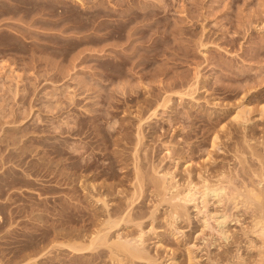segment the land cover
I'll list each match as a JSON object with an SVG mask.
<instances>
[{
    "label": "rangeland",
    "instance_id": "374dc122",
    "mask_svg": "<svg viewBox=\"0 0 264 264\" xmlns=\"http://www.w3.org/2000/svg\"><path fill=\"white\" fill-rule=\"evenodd\" d=\"M129 1H133L134 3L133 2L131 3L135 4L134 6H136V8L138 7L137 8L138 10L141 9L143 6H144L143 8H145L146 6L149 7L148 4H151V3L152 4L155 3L156 4V5L154 4L155 7L158 5V8H153L155 9V11H154V14H151V16L143 15L144 13L141 10L142 15L138 16L136 20H134L133 24L131 23L132 25L130 24L128 26L129 28H133V26L136 27L138 24L137 27H142L148 23L156 25L154 28L149 29V31L145 30L147 32L142 31L144 32L143 36L140 35L141 36L140 38L142 39L145 38L141 40L142 44L144 43L143 44L144 46H146L145 44L149 46V48L146 47L145 50L148 51L147 49H150L149 51L154 52V55L156 56L155 58L154 56H152L153 58L150 57L149 55L152 52L148 51L150 54L148 53L147 56L149 57L151 62H150V65L147 67V69L142 73L138 72L139 69L138 70L136 69L135 71H133L134 72L133 73L130 70L131 69L130 65H128V68H127L125 67L126 65L122 66L120 64L121 63L120 57L124 55V52L125 54L126 52L129 53V49H127L126 48L127 46L125 45L126 44L125 37H123L124 36L123 34H122V37H119L118 35L116 36L118 40H116L117 38L115 36H113L114 40L110 38L108 40L109 42L104 41L105 39H102V38H108L107 35H110L111 33H115L117 29V25L121 21H125L126 18L124 17L119 18V16L117 17L116 16H111V17L106 16L105 14L103 15V13L102 14H100L99 12L96 13L97 12L96 10H100L101 9L100 6L102 5L105 7H108L107 10L105 11H109L110 8H111L110 11H112L113 8L116 10H119V9L127 10L128 8L127 6H124V7L117 6L120 0H82V1L81 0H0V109H1L0 117L3 116L2 114L4 112L9 114L17 110L18 111L17 113L20 115H19V118H15V119H17V121H20V120L24 121V118H27L25 116L28 113L27 116L30 119L27 118L28 120L25 119V121H27L28 123L30 122V124H27L26 125L27 127L24 126L23 128L21 126L23 124V121H22V124L19 122H17L18 124H16L14 123L16 122V120L13 118L14 122H12V116L9 115L8 117L6 113H5L6 115L4 114L6 119L5 120L3 118L1 119H3V122H5L6 125H8L6 126V131L8 129L7 134L9 130H12V129L13 131L14 130L18 131V132L16 131L17 135L22 134V136L18 135L16 137L15 136L16 134L14 135L15 132H13L15 140L22 139L21 142H19L17 145L22 144L23 146L25 145L24 147L25 149H27L28 147L29 150L35 151L33 153L31 152V154L30 152L29 153L27 152L28 153L27 156H24L19 159H15L16 157H12V158L10 157L12 159V162L10 158H7L6 159L7 166L5 165L6 169H3L2 167V162L4 161L1 160V157H2L1 156L0 157V161H1L0 167L2 168H0V175H2L6 171L7 172L16 171L20 173L21 177H26L27 174H30V173L32 174L33 172V176H35L36 178H33L32 176V180L34 181L36 180L37 182V183L35 182V185L33 186L34 188L31 187V185H25L22 183L21 184L20 183H10L9 185L6 184V190H8L6 191V194H8V192L14 193V196L12 198L15 201L13 200L8 201V198H9L8 195H6L7 197L5 196L6 200H5V197L3 198V196H0V211H1L0 212V219H1L0 220L1 221L0 222V259H1L0 264L2 263L3 264H17V263L26 264L30 260V258H31L30 263L37 261L39 264H73V262L76 263V261L72 260L71 258L73 255H75V253L72 252L73 255H71L72 254L71 251L65 250L67 248L65 247L61 248V247L55 246L58 243L57 241H64V239L67 241V239L64 237L57 236L59 238L58 239L54 236L59 235L61 233L55 234L52 232L54 226H56V228L59 227V229L57 228L58 230H61L62 228L66 230L68 229L69 230H76V229L80 230L84 228L86 230H90L87 228H89V225H91V222L94 221L91 219V217L94 218V215H95L92 212L94 211L97 212L96 210H98L97 208L95 209L94 206H93L94 208L91 209L92 205L86 204L87 201L82 199L83 195H82V189L80 188V184H75L76 186H73L72 184L68 185V182L65 183L64 182L65 179L63 181L62 179L63 176L60 175L63 173L67 174V173L72 172L69 166L71 163L69 153H72L70 152L72 150L76 152V148H77L76 146L80 148V144L83 142L82 141L83 137L82 138L80 136L76 137L77 139L76 140L74 139L73 136H70L69 133L67 132V130L71 128V125H68V124L72 120H74V116L76 118L80 116L78 118L80 121L78 120V122L81 125V129L82 130L85 129V132L88 131L92 133V129L95 126V124L101 125L100 128L103 132V133H100L101 132L100 131L99 132L100 134L98 133L99 138L97 136L94 137L95 139L92 138L93 146L91 145L92 148L89 149V152L85 153L84 150H82L83 151L82 152L78 149V152L76 154V156L78 157L76 158V161L85 162L86 161L85 159H88V158L91 159L92 161L95 160L96 164L94 165L95 167L93 166V169H92V171L93 170L94 171L89 173L90 175L91 174L93 175L99 172L101 173V170L108 169L110 165L114 164L112 171H109L110 173L112 172L115 173L114 178H109L111 180H107L108 179L106 178L107 176L103 175L102 177H99V179H97V181L95 182H98L99 184V182L101 181L99 184L101 185L104 179V181H106L107 184H121L118 182L122 180L124 183L123 185L124 187L125 185L130 184L127 181V178H130L131 175L134 173L133 172L134 170L132 171V169H130L132 168L131 156L133 153L132 151L134 147L133 144L137 140L136 139L137 132L133 133L132 131L137 130L136 128L137 126L135 125L136 124L138 125L137 123L138 120L135 119V117H134V120H130V118H133V116H135L137 113V110L133 109V107L136 106V104L134 103H136L137 101V99L135 101L134 98H139L141 102L142 100L141 98L145 97L143 95H146L145 93L147 91L143 87L145 86V84L143 85V83L148 84L150 81H154V79L157 80L156 78H154L153 80H152L153 77L151 78L155 70L159 71V73L161 71L160 73L161 75H159L160 77L158 76L159 81L157 80L156 82L155 81L152 82L153 85L150 84L151 82L148 84V86L150 85L151 87L149 88L153 90V93H151L152 91L148 90V87L146 86L147 90L150 91L149 92L150 94H153L152 97H155L157 94L161 95L160 93H162V91H160V89L162 87L171 85L170 87L171 89L169 92L173 91L171 93H173L174 95H172L171 97L173 99L175 106L171 104V106L173 107L169 111L164 110L163 108L159 107L158 108L159 111L157 109L156 114L153 115L152 117V114H153L152 112L154 111V110L152 111V109L154 107L152 108L150 106L151 104H148V103L145 104L147 106L144 105L145 107H143L142 106L143 103L141 104L139 101H137L138 106L140 107L142 106L141 107L142 109L140 108V110H138V113L141 112V114L140 115L137 114V117L139 116L145 117L146 119H148L149 117H152V118H149L150 120L148 119L147 121L145 122L143 121L142 123L143 129H145L143 132L145 136L144 142H143L144 146H141V145L138 146L139 149L140 148L142 149V150L140 149V151H143L144 153L146 151L145 156L150 161L145 160L147 161L145 162L147 165L145 163L144 164L146 165L148 170H151V171H152V167L156 165V167H160L161 170L165 167L163 170L171 169L172 171H175V173L177 174L181 173L184 167L183 168L181 166L176 167L174 161L172 160L174 156L171 154V152L172 153L175 152V154L181 153L180 150L187 152V153L185 152L184 155L188 156V159L190 158L189 163L192 162L193 164L192 163L191 164L195 165L193 166L194 168L195 167L197 168L198 166L196 165H200L199 163L206 162V160L208 159L209 151H212V150L210 149L211 146L208 145L209 140L206 139L208 138L206 137L207 135H204V133L207 132L206 130L208 129L205 120L209 118L207 116L208 114L204 111V109H207L209 106H211L209 108L215 111L217 109H221L222 105L224 106V104L225 106L226 104L228 105V102L230 103V105H233L231 104V101L234 100V103H236L237 100L240 99V97H238L239 98L238 99L237 96H239L238 94L242 93L241 89H243L244 86L248 84L252 85L251 88L253 86L254 87L256 86L257 90H260V91L262 90L263 93H261V95L263 94L262 96L264 100V81H263L264 80V49H263L264 48L263 46L264 45V32L261 33V30L264 31V28L262 29V27H264V0H129ZM158 1L160 2L158 3ZM96 6H99L100 9H98ZM105 7L103 9H106ZM151 7H153V5L150 6L149 8ZM163 27L166 29H163ZM174 27L176 28L179 27L180 29H176ZM182 27H184L185 29H183ZM204 27L207 28L205 31L203 30ZM126 32H127V29L126 31L123 30L124 34ZM144 35H146V37ZM161 35L163 39L161 38ZM101 39L103 40V42ZM156 40L157 41L160 40V42H157ZM114 41L117 43H115ZM152 41L155 42L156 45ZM199 41L204 42L205 43L204 46H206L207 48L201 47L202 43H198ZM174 42H176V44ZM122 44L126 48L125 50H128V51L122 50L123 48L121 47ZM151 44L153 45L152 50L150 46ZM105 45H107L108 47ZM112 45L118 46L116 47L117 49L114 46L115 50L114 49L112 50L111 48L113 47ZM217 45L220 46L221 48L218 47ZM260 45H262L261 49H259V47H261ZM127 69H129L130 71ZM104 73L109 74L110 78L105 79V77L103 76L105 75ZM137 73H139L140 75L139 74L137 75ZM144 73L145 75L147 74L149 77L145 76L144 80L139 79L141 75ZM135 75L137 77L134 78L133 76ZM174 77H176L178 80L177 81L176 79L174 80ZM123 78L125 79L127 78V81L125 79L120 80ZM136 78H138V80L140 81H138ZM196 79L198 80V83L199 82L200 83L198 84L199 91L197 89L195 90L196 94L194 92V89L192 88L193 93L195 94L194 95L195 98L193 95H192L193 98L192 97L190 98V96L187 97V95H184V97L181 98L182 96L181 97L179 96L181 94H178V95L176 94L178 90H180L181 92L184 91V94L187 90V93H189L188 91L189 90L191 91L192 89L188 90L185 87L188 88L189 87L188 85L192 83L193 80H194L193 82H197ZM241 80L243 83L245 82L244 83L245 85L242 84ZM122 81L126 83L120 87V85L123 83ZM142 81H145V82L141 84L140 82ZM246 81H249L250 83L247 82L246 84ZM127 82L131 83L133 87L137 86L139 88H133ZM240 82L242 85L240 84ZM252 82L253 83L255 82V83L252 84ZM110 83L113 85H111ZM133 83H136V85ZM91 84H94V85H91ZM138 84H141V85L139 86ZM172 84L176 86L172 88ZM191 85H193V83L190 84V87ZM203 85L205 86V89L208 88L210 92L202 90L203 88L201 87H204ZM124 87L126 88L125 90H127L128 92L124 91V94L126 95L121 97L123 94H118V93L123 92ZM130 87L132 88L130 89ZM224 87L228 90L230 89L232 91V94H231V91L230 93L229 91H225L226 89ZM249 87L250 86H246L245 89ZM118 88L120 90L122 89L123 90L120 91ZM215 88L216 89L218 88L219 90H216ZM154 89L156 90L154 91ZM118 90L119 92H117ZM106 91H109L110 93ZM131 91H133L134 93H132ZM180 91L178 93H180ZM14 92L16 94H13ZM69 92H71L72 94H74L75 92L77 96L81 95V96L76 97V100L80 104L81 102H83L82 106L78 104L80 106L77 107L76 104L72 106L71 104H69V103H72L69 101V98L71 95V93ZM129 92H131V94ZM202 92L203 93L207 92V93L203 94ZM226 92L228 93V95ZM99 94H101V96ZM110 94H112V96ZM127 94H130L128 96L132 100L134 99V101L132 102L133 105H131V107L133 109L132 111H134L135 114L132 115V117H130L131 115H128L127 117L126 115L123 114V110L126 109L124 108L126 104L124 103V107H122L123 103L121 102H123V100L121 99H124V97H126ZM222 94H224V96ZM82 95L84 97H82ZM96 95H99L98 97H100L101 99L98 98ZM107 95H110L113 98L111 97L107 98ZM52 96H54V98ZM202 96L204 98H200ZM214 96H215V99L217 98L218 104L219 103L221 104V107H218L220 104L216 107L212 106L210 103H209L210 105H208L207 101L212 102V99L214 98ZM228 96H230L229 100H231L232 98H236V101L235 99H232L231 101L225 102L224 101L226 99L225 97H228ZM206 97H207L206 99L207 101H205ZM208 97H209V100H208ZM223 97H224V100H223ZM58 98L61 100H59ZM16 99H18V101H16ZM103 99H105L106 101L105 100L103 101ZM109 99H112V100L108 101ZM202 99H204V101ZM96 100H100V101H96ZM220 100L223 102V104ZM226 100H228V98ZM97 102L98 103L100 102V103L96 104ZM109 102H111L110 103L111 105H109ZM196 102H199V104L201 103L200 106L202 105H205V106L201 108L199 107L194 108V104ZM213 102L214 104L217 103L214 101V99H213ZM55 104L56 106H53ZM54 107L55 108L59 107L58 109L60 110L55 109ZM81 107L83 108L81 109ZM94 109L95 110L98 109L99 112L94 111ZM91 110L93 111V113ZM48 111H51V112H48ZM85 112L86 113L89 112L91 113V115L90 114L88 115V113L86 114ZM232 112L233 111H230L229 113L228 111L230 115L232 114ZM106 113L108 114L109 117L107 116ZM148 113L150 114V116ZM186 114H189V115L187 116ZM229 114L226 115L225 120L227 118V121H225L224 123H227V124L230 123L229 126L231 125L232 128L233 127L235 128V125L231 124V119H230L231 117L229 119L227 117V116H230ZM104 115H106L105 118H104ZM113 115L115 116L113 117ZM253 115L252 117H254V119L256 120L253 119L254 124L250 123L249 130L253 128L251 129V131L254 133L257 132L255 133L257 138H259L260 136L264 137V132L263 134L261 132V130L264 131V120L259 119V117L258 119L256 118L258 116L257 112L254 113ZM30 116L31 117L33 116V117L31 118ZM70 116H73V118ZM101 116H103V118ZM125 116H126V119L124 118ZM199 116H201V118H199ZM96 117H98L97 120H96ZM121 117H123V119ZM82 118H86V119L83 120ZM8 120L9 122L11 121L12 123L11 122L9 123ZM113 121L117 123H114ZM124 121L126 123H124ZM60 124L61 126H59ZM90 124H92L93 127L90 126ZM191 124H193L194 128L192 127ZM63 125L65 127H63ZM72 125H73V122H72ZM16 126L20 128L18 127L16 129L13 128ZM126 126H129V127H126ZM119 127H121L120 130H119ZM21 128H22V131H20ZM125 128H126V131H124ZM37 129H39L38 131L39 132L41 131L43 135L41 132H40L41 134H38V133L32 134L33 130H37ZM105 129L110 131L109 135L113 134L114 136L116 135H118L119 137L121 136L120 138L122 137L128 138L130 140V144L132 143V145H129V143L127 144L124 142V146L126 144V147H121L123 145L122 144L123 142H122L121 143L122 145H120L118 148L117 146L116 147L111 146L112 148L104 149L102 145L101 147H99L100 146L99 140H102L101 138H103L104 133H108V131H106ZM117 129L118 131H115ZM27 130H30L29 134L27 133ZM42 130L43 131L46 130L45 132L49 134L43 132ZM51 130L53 131V133ZM66 132L68 134H66ZM115 132H118V134ZM190 132L192 133L190 134ZM125 133H127L128 135ZM0 134H1L0 136H2V133ZM188 135H190L189 139L187 137ZM33 136L35 137L34 139L31 138ZM203 136H205L206 138ZM117 137H115V139ZM79 138L81 139V141ZM29 139H32L31 142H29ZM203 139L206 140L208 143L205 144L206 141H204ZM237 140L240 141L239 137L236 140H233V142L230 141L231 142L230 144L233 146V143H235V141ZM18 141L19 140H17V142ZM89 141H91V139H89ZM186 141L190 142L191 146H189L190 143H187ZM22 142H25V143H22ZM6 143H2L1 145H3L4 147ZM60 143H62L63 150L66 152H63L64 154L58 156L52 153L51 146L61 145ZM34 144L38 146L34 147ZM72 146L74 148H72ZM192 147L193 148L195 147L194 150H197V152L191 153L193 151L191 150L190 152L188 148L191 149ZM6 148L9 149L10 147L9 148L6 147ZM12 148L13 147H11V149ZM113 148L116 150L118 149V152L123 150V153L121 152L120 153L121 154L125 153L126 155L124 156L128 157L127 162H126V164L128 163L127 165L126 164L122 165L116 162L115 160L116 155H114L115 154L114 151L116 150L113 151ZM122 148H125V152H124V149ZM28 149L26 151H29ZM226 149L223 148V149H217L216 152H214L215 150L213 151V154H211L212 162H215L213 161L214 157H215V160H217V163L215 162L213 163V165L215 164L221 165L222 163L224 164L225 162L227 163V165L230 162L232 165L235 164L234 162H236V160L234 159V154H232L231 147L228 150ZM1 150L2 149L0 148V151ZM13 150H17V149L13 148ZM18 151L20 150H17L16 152L13 151V153L17 154ZM168 151H170V153H168ZM3 152L4 151H2V153L0 152V155H2ZM80 152H82L83 154ZM7 153H9V150H6V153H5L6 157L8 156ZM34 153H36V157ZM187 154H193V155L191 156ZM82 157H85L84 160ZM169 157L171 158L169 159ZM200 160L202 161L205 160V161L202 162ZM53 161L54 163L57 161L58 162L55 164L54 163L52 164L51 162ZM60 162L61 163L63 162V164L61 165ZM43 163L44 164L46 163V164L42 169L40 168V165ZM49 164L51 165V167L49 166ZM48 167H50L51 169ZM96 168H98V170ZM26 171H30V173L26 174L25 173ZM37 171H38V174H36ZM54 175H57V176H54ZM126 181L127 183H125ZM38 182H40L41 184H39ZM1 183L2 181L0 179V184ZM123 187H121L120 189L121 190L124 189ZM20 188H22V190ZM74 189L76 190V192L78 190V192L75 193ZM125 190H128V186L127 188H125ZM146 195L147 194L145 193L144 197ZM75 196L79 200L78 199L74 200L73 198ZM144 197L142 196L141 199H139L138 204H140L141 202L143 203V201H144V204L146 203V200H144L145 199ZM4 201H6L7 204L10 202L11 205L7 206L6 204L5 206ZM148 202L149 201L147 200V205L150 204V206H152V203H148ZM74 204L80 207V209L78 210H80L83 214L81 212H78V210H73ZM141 205L143 204H140V207ZM148 206L145 208L143 205V207L145 208L144 211L149 210ZM137 210H139V208H137L136 211ZM72 211H74L73 216H71L70 214ZM29 213H30V216H29ZM84 213L87 214L85 218L83 216ZM39 215L40 216L42 215V216L40 217ZM72 217H75V218H72ZM39 219L41 220L39 221ZM87 219L88 221H86ZM36 224H39V225H36ZM92 228L93 226H91V231H92ZM46 230L49 234L45 232ZM34 237L37 239L35 240ZM55 238L58 240L56 242L55 241L51 242ZM175 238L176 237H173V236L161 238V244L162 243L164 244L165 242L164 244L165 246L161 248L160 244L158 245V241L160 239H157V236L155 235L152 236V234L149 236L148 238L149 243L147 241L145 247L148 248L147 251L149 250V253L151 252L150 256H152L153 258L158 257L157 258L158 263L153 262L151 264H170V261H169L170 256H166V255L167 254L171 255L172 253L171 249L173 248L176 250L177 248V250H180L181 248H184L183 246H181V244H179L176 241ZM46 241L49 242V244L51 243L50 245L54 244L53 246H55V248L51 246L45 247V246H48V243ZM42 245H44L45 247V251H44V253L46 252L45 256L40 255V253L42 254L43 252V250L41 251V249H43ZM50 247L52 249H50ZM37 250L40 253L37 252ZM179 252L180 253L184 252V249L182 250V252L181 251ZM37 253L39 254L40 257H37L38 256ZM47 254L49 255V257H47L48 256ZM86 254L88 255V253ZM76 255L78 254L76 253ZM34 256L37 257V260H35L36 258ZM32 257L35 259L32 260L33 259ZM88 258L90 257L88 256ZM82 260L85 261L86 258L85 259L82 258ZM100 260H103V261L101 262L97 260V262H95L94 264H101V263L110 264L111 263L109 262L110 259L107 256H105V258L103 257V259H100ZM13 261H15V263ZM83 261L82 263L86 262V261L85 262ZM140 263L146 264V262L144 261H141ZM31 264H34V263H31Z\"/></svg>",
    "mask_w": 264,
    "mask_h": 264
},
{
    "label": "bare ground",
    "instance_id": "6f19581e",
    "mask_svg": "<svg viewBox=\"0 0 264 264\" xmlns=\"http://www.w3.org/2000/svg\"><path fill=\"white\" fill-rule=\"evenodd\" d=\"M131 2H133V1L120 0V2H118L119 4L117 6H120V7L127 6L128 7L127 10H121V9L116 10V9L113 8L112 11H110V9H111L110 7H109L110 8L109 11H105V10H107L108 7H105L103 5L100 6L97 3L101 7V9H100L99 6H96L98 9H100V10H96L97 11L96 13H98V12L100 14L103 13V15L105 14L106 16H110V17L111 16H116V17L119 16V18L120 17L121 18L122 17L126 18L125 21H121L120 23L118 22L119 24L117 25V29H119V30L116 29V32L114 31L116 34L115 33H111L110 35H107L108 38H102V39H105L104 41H108L110 38H112V40H114L113 39V36L116 37L118 35L119 37H122V34H123L124 35L123 37H125V43H126L125 45L127 46L126 48L129 49V53L126 52V54H125V52H124V55L122 54L123 56L120 57V59H121V63L120 64L122 66H125L126 65L125 67H127V68H128V65H130L131 66L130 67L131 68L130 70L132 72L135 71L136 69L137 70L139 69L138 72H141L142 73L150 65V62L151 61H150L149 57L147 56V54L149 52H152V51H149L150 49H147L149 52L145 50L146 47L149 48V46H147V44H145L146 46H144L143 45L144 43L142 44L141 40H143L145 38L142 39L140 37L143 36V33L144 32H142V31H145V30H148L149 31V29L154 28L156 25L155 24H149L148 23L146 25L143 24L144 26H142V27H137L138 24H137L136 27L133 26V28H129L128 26L131 23L133 24L134 20H136V18L138 16L142 15V13H141L142 11L144 13L143 15H146V16L147 15H150L151 16V14H154L155 9H153V8H158V5L155 7L154 6L155 3L152 4L151 2H149V3H151L153 5V7L149 8L152 5L151 4H148L149 7H147V6L145 8H143L144 6L142 8L140 7L141 9H139L140 10L139 11L137 9L138 7L136 8V6H134L135 5V4H133L134 2L133 3H131ZM159 2L160 1H158V3ZM107 5H108V3H107ZM104 7L106 9H103ZM139 25H141V24H139ZM157 26H159V25H157ZM174 26H176V25H174ZM174 28H176V27H174ZM182 28L185 29L184 27H182ZM204 28H203V30L205 31L207 28H205V29ZM263 28L264 27H262V29ZM126 29H127V32L124 34L123 33V30L126 31ZM163 29H166V28L163 27ZM176 29H180V28L177 27ZM207 31H209V30H207ZM145 32H147V31H145ZM262 32H264V31L261 30V33ZM169 33H171V32H169ZM173 33H175V32H173ZM162 35H161V38L163 39ZM144 36L146 37V35H144ZM112 40H110V41H112ZM116 40H118V38ZM174 41H176V40H174ZM102 42H103V40H102ZM157 42H160V40L157 41ZM110 43H112V42H110ZM115 43H117V42H115ZM153 43L155 44V42H153ZM174 43L176 44V42H174ZM198 43H202V46L201 47L207 48L206 46H204V44H205L204 42H200L199 41ZM123 44L121 46V47H123L122 50L123 51H128V50H125L126 48L123 46ZM107 45H105V46H107ZM262 45H260L261 47H259V49L262 48ZM112 46H113V47H111L112 50L113 49L115 50V48L118 47L116 45H112ZM114 46H115V48H114ZM150 46H151V50H152V46L153 45L151 44ZM102 47H104V46H102ZM107 47H105V48H107ZM218 47H220V46H218ZM123 51H121V52H123ZM112 56H114V55H112ZM149 56L150 57L154 56V58L156 57L154 55V52H152ZM163 64H165V63H163ZM162 67H164V66H162ZM127 70H129V69H127ZM172 70H174V69H172ZM160 73H161V71H160ZM160 73H159V71L155 70V72L151 76V78L153 77L152 80L154 78H156L159 81V77H160L159 75H161ZM138 74L139 73H137V75ZM163 74H165V73H163ZM103 76L105 77V79L110 78L109 74H105ZM145 76H148V75L147 74L145 75V73H144V74L141 75V77L139 76L140 77L139 79L144 80ZM133 77L135 78L137 76L135 75ZM127 78L126 79L123 78V79H120V80H124L125 79L127 81ZM136 79L138 80V78H136ZM175 79H176V81L178 80L176 77H174V80ZM184 79H186V78H184ZM157 80L154 79L155 82ZM198 80H197V82H193L194 81L193 80L192 81L193 85H191V87H190V84H192V83H190V84L188 83L189 84L188 86L190 88L189 87L188 88L185 87V88L188 89V90L193 88L194 89V92L196 94V91L195 90L196 89L197 90L199 89L198 88V84L200 83V82L198 83ZM232 80H233V78H232ZM258 80H257V82H258ZM138 81H140V80H138ZM154 81H150L151 83L150 82L149 83L152 84V82H154ZM90 82H91V80H90ZM122 82H123L122 84L120 83L121 84L120 87L123 86V84L126 83V82L124 83V81H122ZM130 82H132V81H130ZM143 82H145V81H142L140 83L142 84ZM241 82H242V80H241ZM241 82H240V84H241ZM247 82L250 83L249 81H246V84H247ZM195 83H197V84H195ZM244 83L242 82V84H244ZM254 83L252 82V84H254ZM128 84H130V86H132L131 83H128ZM133 84L136 85V83H133ZM141 84H138V85L140 86ZM144 84H145V86H143ZM146 84L147 83H143L142 86L147 91V92L145 91L146 92L145 94L147 96L146 95H143L145 97H142L141 98L142 99L141 102H140L139 98H134V99H135V101L137 99V101H139L141 104L143 103V105H142L143 107L147 106V105H145L147 103L148 104H151L150 106L152 108L154 107L152 109V111L154 110L153 112L149 109L153 113L152 114V117H153V115L156 114L157 109L159 107L163 108L164 110H168L169 111L173 106H175L174 105V102H173V99L171 97L172 95H174L173 93H171L173 91L169 92L170 89H171L170 88L171 85L164 86V87L160 86V87H162L160 89V91H162V93H160L161 95H158L157 94L155 97H152L153 94H150L149 92L152 91L151 93H153V90L150 89L151 88L150 85L148 86V84L147 85ZM91 85H94V84H91ZM111 85H113V84H111ZM146 86L148 87V90H150V91L147 90ZM174 86H176V85L172 84V88ZM237 86H238V84H237ZM246 86H250V87L245 89ZM251 86L252 85H250V84L245 85L244 88H243L244 90L241 89V87H240V89L242 90V93L238 94L239 96H237V98L240 97V99L238 98L239 100H237L236 103H234V100L231 101L232 99H235V101H236V98H232L231 100H229V97L230 96H228V97H225L226 99L228 98V100H226V99L224 100V97H223V100L225 102L226 101L227 102L228 101H231V104H233V105H230V103L228 102V105L226 104V106H225V104H224V106L222 105V107H221V104L220 103H219L220 105L218 104V102H217L218 100H217V98L215 99V96L213 98L214 101L217 102L215 104L213 102V99H212V102H210V101H207L206 100L207 97L205 98V101H207L208 105L211 104L212 106H215V107L219 105L218 107H221V109H217L215 111L209 108L211 106L208 107L209 109L208 108L207 109H204L205 107L203 108L204 111L208 114L207 116L209 117V118L207 117L208 119L205 120V122L207 124V127H208V129L206 130L207 132H205V131H204L205 133L203 132L204 135H207L206 137H208V138H206L205 136H203V137H205L207 140H209L208 141L209 142L208 145L211 146L210 149L212 151H209L210 149L208 150L209 151V155H208V159H207L208 161L206 160V162H204L205 160L204 161L200 160V161H202L204 163H199L200 165H196V166H198L197 168L196 167L195 168L193 167L195 165H192L193 164L192 162H191L192 164L189 163L190 162V160H189L190 158L188 159V156H185L184 155V153L186 151L184 152V151H181L180 150L181 153H176V154H175V152L174 153L171 152V154L174 156L172 158V160L174 161L175 166L176 167L181 166L182 168L184 167L183 170H182V172L179 173L180 175L177 174V173H175V171H172L171 169L163 170L165 167L161 170L160 167H156V165H155V166H153L154 168L152 167V171L151 170H148V168L146 167L147 164L145 162H147V161H145V160H148L147 157L145 156L146 155L145 154L146 151L144 150L145 153L143 151H140L141 148L139 149L138 146L139 145L144 146L143 145V142H144V137L145 136H144V133L143 132H144L145 129H143L142 123H143V121L145 122L149 118H152V117H149L148 119H146L145 117H140V116L137 117V114L138 115L141 114V112L138 113V110H140V108L142 106L141 107L138 106L137 101H136V103H134V104H136V106L133 107V109H136L137 110V113H136L135 116H133V118H130V117H132V115L135 114V112L132 111L133 109L131 107V105H133L132 102L134 101V99L132 100L128 96V95L131 94V92L132 93H134V92L133 91L129 92L130 94H127V96L124 97V99H121V100H123V102H121V103H123L122 107H124V103L126 104L125 107H124L126 109L123 110V114L126 115L127 117H128V115H131L129 117L130 120H134V117H135V119L138 120V122L136 120V122L138 123V125L135 123L136 124L135 126H137L136 127L137 130L132 131L133 133L137 132L136 133V135H137V138L136 139L137 140H136L135 143L133 142L134 143L133 144L134 147H133V150H132L133 153H132V156H131L132 168H130V169H132V171L134 170L133 171L134 173L131 175V177L129 176L130 178H127L126 177L127 178V181L131 184V185L129 184L130 187H129V185H125L123 187L124 183H123L122 180H120L118 182V183H121V184H107L106 181H104L103 178L102 179H103V182L104 183L102 182L101 185H99L101 181L99 182V184H98V182H95V181H97V179H99V177H102L103 175L104 176H107L106 177V178H108L107 180H111L109 178H114L115 173L114 172H112V173L109 172V171H112V169L114 167L113 166L114 164L113 165H110L108 167V169L101 170V173L99 172V173H96V174H93V175L91 174L92 175L91 176L89 173H91V172L94 171V170L92 171V169H93V166L96 164L95 163V160L93 159L94 161H92L91 159L88 158V159H85L86 160L85 162L76 161V158L78 157V156H76V154L78 152V149L80 151L84 150L85 153L86 152H89V149H91L92 146H93L92 145V138H94L96 136L98 137L99 136L98 133L100 131H101L100 133H103V132H102V130L100 128L101 125H98V124H95L94 127H93L92 124H90V126L93 127L92 133L91 132H88V131L85 132V129L82 130L81 129V125L78 122V120H79L78 118L80 116L79 117L77 116L78 118H76L73 115L74 116V120H72L70 123L68 122L69 123L68 125H71V128H69L67 130V132L69 133L70 136H73L74 139H76V137H79V136L81 138L83 137V139H82L83 142L80 144V148H78V146H76L77 147L76 148V152L74 150H72V151H70L72 153H69V156H70V159H71V163H70L69 166H70V169H71L72 172L71 173H67V174L63 173V174H60V175L63 176L62 177L63 181L65 179V181H64L65 183L68 182V185L69 184H72L73 186H76L75 184H80V188L82 189V195H83L82 196V199L87 201L86 204L92 205V208L91 209H93L95 207V209L97 208L98 210H96L97 212L94 211L95 213L92 212L95 215H94V218L91 217V219L94 220V221H92L91 222V225H89V228H87V229H90V230H86L85 228H84L85 230L84 229H80V230H77V229L76 230H69L68 229V230H66V229H64L62 227H61L62 228L61 230H58L59 227H57L58 228L57 229L56 226H54L52 232L55 233V234L61 233L59 235H55L54 237H56V238H58V237H64V238L67 239V241L64 238L63 239L66 242H64V241H57L59 238L58 239L55 238L51 242H53V241L56 242L57 241L58 243L55 245L56 247L57 246L58 247H61V248H64L65 247V248H67L65 250H67V251L69 250V251H71V253L72 252L75 253V255H73V253L71 254L69 252L71 255H73L72 257L70 256L72 258V260L76 261V263L73 262V261H71V262H73V264H77V263L78 264H94L95 262H97V260H99V261L102 262L103 260H100V259H103V257L105 258V256H107L110 259V261H109V262H111L110 264H141L140 263L141 261L146 262V264H151L153 262H157L158 261L157 260L158 257L157 258H153L152 256H150V253L151 252L149 253V250L147 251L148 248L145 247L146 246V242L148 241V238H149V236L151 234H152V236L153 235L157 236V239H160L158 241V245L160 244V247L161 248L163 246H165L164 245L165 242H164V244L163 243L161 244V238H163V237L166 238V237H169V236L176 237L175 238L176 241L179 244H181V246L184 247V248H181L182 250L184 249V252H182L181 249L180 250H177V248H176V250H175V249H173L171 247L173 249V250L171 249V252H172L171 255L170 254H167L166 255V256H170L169 257L170 264H264V137L260 136L259 138H257V136L255 134L257 132H255V133L252 132L251 129H253V128H251L249 130L250 123H253V121L256 120V119H254V117H252V115L254 113H256V112L258 113V116L256 117L257 119L259 117V119H263L264 120V100H263V96H262L263 94L261 95V93H263V91L262 90L261 91L260 90H257L256 86L255 87L253 86L252 88H251ZM112 87H114V86H112ZM126 87H127V85H126ZM132 87H130V89ZM231 87H232V85H231ZM69 88H71V87H69ZM80 88H82V87H80ZM133 88H139V87L136 86V87H133ZM201 88H203L202 90L209 91L208 88L205 89V86L204 87H201ZM125 89L126 88L124 87V90L122 89L123 92H121V93L119 92L120 89L117 91V92H119L118 94H123L121 97H123V96L126 95V94H124V91H127ZM130 89H128V90H130ZM193 89L191 90L192 92L189 90L188 91L189 93H187V90H186L185 94H184V91L181 92L180 90H178V92L180 91V93L177 92L176 94L177 95L178 94H181V95H179L180 97L182 96L181 98H183L184 95H187V97L190 96V98L191 97L193 98V96L195 95L193 93ZM98 90H100V89H98ZM122 90H120V91H122ZM155 90L156 89H154V91ZM216 90H219V89L217 88ZM223 91H224V89H223ZM223 91H221V92H223ZM225 91H229V93H230L231 90L230 89L229 90L226 89ZM106 92H109V91H106ZM16 93H17V91H16ZM16 93L14 92L13 94H16ZM69 93H71V92H69ZM204 93H207V92H204ZM226 93H224V94H226ZM101 94H99V95L101 96ZM224 94H222V95L224 96ZM231 94H232V91H231ZM99 95H96V96L98 97ZM110 95L112 96V94H110ZM110 95H107V98H110L111 97ZM227 95H228V93H227ZM78 96H81V95H78ZM78 96H77V94L75 92H74V94L71 93L70 98H69V101L72 102V103H69V102L68 103L71 104V106L74 105V104H76L77 107H79L80 105L82 106V103L83 102H81V104H80L76 100V97H78ZM52 97L54 98V96H52ZM82 97H84V96L82 95ZM97 97H95V98H97ZM105 97H106V95H105ZM210 97H212V96H210ZM98 98H100V97H98ZM107 98H105V99H107ZM111 98H113V97H111ZM194 98H195V96H194ZM200 98H204V97L202 96ZM66 99H68V98H66ZM105 99H103V101ZM59 100H61V99H59ZM110 100H112V99H109L108 101H110ZM198 100H199V98H198ZM202 100L204 101V99H202ZM208 100H209V97H208ZM16 101H18V99H16ZM96 101H100V100H96ZM25 102H23V103H25ZM99 103L97 102L96 104H99ZM110 103L111 102H109V105H111ZM78 104H80V105H78ZM171 104L173 106H171ZM200 104H199V102H196L194 104V108L195 107L196 108L197 107L201 108V107L205 106V105L200 106ZM222 104H223V102H222ZM53 106H56V104L53 105ZM4 108H6V107H4ZM31 108H33V107H31ZM58 108H55V109H58ZM82 108L83 107H81V109ZM199 108H198V110H199ZM146 109H144V110H146ZM58 110H60V109H58ZM85 111H87V110H85ZM94 111H98V109L97 110L94 109ZM150 111H148V112H150ZM158 111H159V109H158ZM228 111H229V113H230V111H233V112L230 115L228 113ZM17 112H18L17 110L15 112H13V113L11 112L12 114L11 113L7 114L6 112H4L2 114L3 116L0 117V133H2V136H0V148L2 150L0 152L2 153V151H4L3 154L0 155V157L2 156L1 157V160L4 161V162H2L3 169H6L5 165L7 166V164H6V159L7 158L16 157L15 159H19V158H22L24 156H27L29 152H30V154H31V152L32 153L35 152L34 150H29L27 146L26 147H27V149L29 151H26L27 149L24 148L25 145L23 146L22 144H20L23 147L20 146V145H17L22 140V139H17V138L16 139L19 140V141L17 142V140H15L14 135L18 132L17 130H16L17 132L15 130L13 131V129L12 130H9V132H10V133L8 132L9 136L7 134L8 129L6 131V126H8V125H6V123L3 122V119L4 120L6 119L5 115L7 114L8 117H9V115L12 116V122H14L13 118L14 119L15 118H19V115H20ZM48 112H51V111H48ZM87 113H88V115L89 114L91 115V113H89V112H87ZM92 113H93V111H92ZM227 114L230 115V116H227V117H228V119L231 117L230 118L231 119V124L232 125L234 124L235 125V128L234 127L232 128L231 125H230L231 126L230 127L229 126V124H230L229 122H228L229 124L224 123L225 121H227V118L225 120V117H226ZM27 115H28V113H27ZM27 115L25 117L29 118ZM186 115L188 116L189 114H186ZM73 116H70V117L73 118ZM105 116L106 115H104V118H105ZM107 116H108V114H107ZM114 116L115 115H113V117ZM126 116L124 117L125 119H126ZM149 116H150V114H149ZM101 117L103 118V116H101ZM170 117H172V116H170ZM1 118H3V119H1ZM20 118H22V117H20ZM27 118H24V121L23 120H20L21 122L20 121H17V119H15L16 122H14V123L18 124L17 122H19V123L22 124V121H23V124L21 125L22 128H23L27 124H30V122L28 123L27 121H25V119H27ZM121 118L123 119V117H121ZM199 118H201V116H199ZM82 119L84 120L86 118H82ZM97 119H98V117H96V120ZM40 120H39V122H40ZM68 120H69V118H68ZM87 121H88V119H87ZM8 122H9V120H8ZM72 122H73V125H72ZM192 122H193V120H192ZM80 123H82V122H80ZM99 123H101V122H99ZM114 123H117V122H114ZM124 123H126V122L124 121ZM65 125H67V124H65ZM191 125L193 127V124H191ZM19 126H20V124H19ZM59 126H61V124ZM114 126H116V125H114ZM17 127L18 126L13 127V128L16 129ZM63 127H65V126L63 125ZM126 127H129V126H126ZM18 128H20V127H18ZM22 128H21L20 131H22ZM39 129L33 130V132L31 131L32 134H36V133L41 134L42 132L40 131L41 132L40 133L38 131ZM65 129H67V128H65ZM113 129H115V128H113ZM120 129H121V127H119V130ZM257 129H258V127H257ZM192 130H194V129H192ZM254 130H255V128H254ZM29 131L30 130H27V133L28 134H29ZM45 131H43V132H45ZM106 131H108V130H106ZM115 131H118V129L115 130ZM124 131H126V128L124 129ZM13 132H15L14 135H13ZM67 132H66V134H68ZM261 132L263 134L264 131L261 130ZM45 133H47V132H45ZM52 133H53V131H52ZM115 133L118 134V132H115ZM185 133H187V132H185ZM191 133L192 132H190V134ZM47 134H49V133H47ZM109 134H110V131H108V133H104L103 138H101L102 140H99V143H100V146L99 147H101V145H102L104 147V149L112 148L111 146H113V147H116L117 146V148H118L122 144L123 145L121 147H126V144L124 146V142L127 143V144L129 143V145H132V143L130 144V140L128 138H126V137L120 138L121 136L119 137L116 134H115L116 136H114L113 134L112 135H109ZM125 134H127V133H125ZM130 134H132V133H130ZM188 134H189V132H188ZM258 134H260V133H258ZM18 135L19 136H22V134L21 135L18 134ZM18 135L16 134L15 136L17 137ZM42 135H43V133H42ZM132 135H134V134H132ZM34 136L31 137V138L34 139L35 138ZM115 137H117V138L115 139ZM187 137L189 139L190 138V135H188ZM238 137H239V140L240 141H238V140L235 141V143H233V146H232L230 144L231 143L230 141L233 142V140H236ZM19 138H21V137H19ZM89 139H91V141H89ZM31 140L32 139H29V142H31ZM56 140H57V138H56ZM80 141H81V139H80ZM204 141H206V140H204ZM32 142H34V141H32ZM208 142L206 141L205 144H207ZM2 143H6L7 146L6 145L5 146L8 147V148L10 147V148L7 149L5 146L3 147V145H1ZM22 143H25V142H22ZM165 143H166V141H165ZM172 143H173V141H172ZM187 143H190V142H187ZM210 143H211V145H210ZM55 144H57V143H55ZM60 144L61 145H52L51 146L52 153H54V154H56L58 156L64 154L63 152H66V151L63 150L62 143H60ZM28 145H30V144H28ZM173 145H175V144H173ZM14 146H16V147H14ZM35 146H38V145H35L34 144V147ZM189 146H191V143H190ZM11 147L16 148L17 150H20V151H18L17 154H14L13 151L16 152L17 150H13V148L11 149ZM30 147H32V146H30ZM221 147H223L225 149L227 148L226 150L230 149V147H231L232 154H234V159L236 160V162H234L235 164L233 163L234 165H232L231 162L228 163V165H227L226 162L224 164L222 163L221 165L219 163H218L219 165H217V164L213 165V163H215V162L217 163V160H215V157H214V160L213 161H215V162H212L211 154H213V151L214 150H215L214 152H216L217 149H223ZM72 148H74V147L72 146ZM168 148H169V146H168ZM194 148L192 147L191 149L190 148H188V149L190 150V152H191V150L193 151L191 153H195V152H197V150H194ZM122 149H124V152H125V148H122ZM181 149H183V148H181ZM199 149H201V148H199ZM207 149H208V147H207ZM6 150H9V153H7V155H8L7 157H6V154H5L6 153ZM114 150H116V149L113 148V151ZM146 150H148V149H146ZM98 151H99V149H98ZM107 151H109V150H107ZM203 151H205V150H203ZM40 152H41V150H40ZM82 152H80V153H82ZM114 152H115L114 155H116L115 156L116 159L114 158L116 160V162H118V163H120L122 165H125L126 162H127V158L128 157L127 156L126 157L124 156V155H126L125 153L124 154H121V153H123V150L118 152V149H117ZM222 152H223V150H222ZM224 152H225V150H224ZM36 153H34L35 154V157H36ZM168 153H170V151H168ZM102 154H103V152H102ZM187 155H191L192 156L193 154H187ZM79 158H81V157H79ZM82 158L84 160L85 157H82ZM170 158L171 157H169V159ZM48 159H50V158H48ZM40 160H42V159H40ZM13 161H15V160H13ZM148 161H150V160H148ZM11 162H12V159H11ZM57 162H55V163H57ZM7 163H9V162H7ZM51 163L53 164L54 161L51 162ZM45 164L44 163L41 164L40 165V168L43 169V167L45 166ZM62 164H63V162L61 163V165ZM0 165H1V163H0ZM49 166L51 167L50 164H49ZM2 167H0V168H2ZM50 167H48V168H50ZM127 167H129V166H127ZM62 168H64V167H62ZM96 169L98 170V168H96ZM27 170H29V169H27ZM8 171H10V170H8ZM25 173L26 174L27 173H30V171H26ZM36 174H38V171H37ZM32 176H33V172H32V174L31 173L30 174H27L26 177H21L20 176V173H18L16 171H12V172H7L6 171V172H4L2 175H0V179L2 181V183L0 184V196H3V198H4L6 195H8V197H9L8 198V201L13 200L12 197L14 196V193H9L8 192V194H6V191H8V190H6V184L9 185L10 183H20V184L22 183V184H25V185H31V187H33L35 185L36 180L35 181L32 180ZM54 176H57V175H54ZM29 178H31V179H29ZM33 178H36V177L33 176ZM123 180H124V178H123ZM127 181L125 183H127ZM112 182H114V181H112ZM38 183L41 184L40 182H38ZM127 186H128V190L129 191L128 190H125V188H127ZM12 187H14V186H12ZM121 187H123L124 189L121 190L120 189ZM20 189L22 190V188H20ZM75 189H76V187H75ZM77 192H78V190H77ZM77 192L75 190V193H77ZM145 193L147 195L144 197V194ZM142 196L145 198L144 200H146V203H145L146 205H147V200L149 201L148 203H152V206H150V204H148L149 206L147 205L149 207V210L148 211H144V209L147 207L144 204V201H143V203L141 202L140 204H143L144 207L146 206L145 208L143 207V205H141V207H140V204H138V201H139V199H141ZM6 197H5V200H6ZM69 198H71V197H69ZM73 199L75 200V199H78V198L75 196ZM78 200H76V201H78ZM13 201H15V200H13ZM4 202H5V206H6L7 203H6V201H4ZM1 204H3V203H1ZM10 205L11 204L9 202L7 204V206H10ZM96 206H98V207H96ZM34 207H36V206H34ZM137 208H139V210L136 211ZM78 209H80V207L74 204L73 205V210H78ZM4 210H5V208H4ZM78 212H81V211L78 210ZM30 213H32V212H30ZM30 213H29V216H30ZM70 214H71V216H73L74 215V211H72ZM86 215L87 214L84 213V215H83L84 218H85ZM36 216H35V218H36ZM72 218H75V217H72ZM40 220L41 219H39V221ZM2 221H4V220H2ZM86 221H88V219ZM36 225H39V224H36ZM91 226H93L92 231H91ZM238 227H239V229H238ZM2 230H4V229H2ZM45 232H47V230ZM47 234H49V233L47 232ZM167 235H169V236H167ZM180 238H182V239H180ZM36 239L37 238H35V240ZM47 243H48V246H45V247L51 246V247H54L55 248V246H53L54 244L50 245L51 243L50 244H49V242H47ZM148 243H149V241H148ZM44 245H42L43 246L42 247L43 249H41V251L43 250L42 254L38 251L39 249L37 250V252H39L40 255H44L45 256L46 255L45 254L46 252L44 253V251H45ZM51 247H50V249H52ZM179 251H181L182 253H180ZM76 253L78 255H76ZM86 253H88V255ZM168 253H170V252H168ZM88 256L90 258H88ZM37 257H40L39 254H38ZM37 257H35L36 259L32 257L33 258L32 260H34V259L37 260ZM47 257H49V255ZM82 258H84V259L86 258V260H85L86 262L83 261ZM22 259H24V258H22ZM80 260H82L85 263H82V261H80ZM30 261H31V258H30V260L26 264H31V263L39 264L37 261L36 262H31V263H30ZM99 261H98V263H99ZM13 262L15 263V261H13ZM16 262H18V261H16ZM17 264H19V263H17ZM105 264H109V263H105Z\"/></svg>",
    "mask_w": 264,
    "mask_h": 264
}]
</instances>
